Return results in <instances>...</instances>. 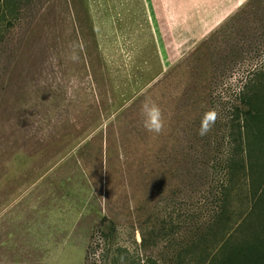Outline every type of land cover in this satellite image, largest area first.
Instances as JSON below:
<instances>
[{
    "label": "rangeland",
    "instance_id": "rangeland-1",
    "mask_svg": "<svg viewBox=\"0 0 264 264\" xmlns=\"http://www.w3.org/2000/svg\"><path fill=\"white\" fill-rule=\"evenodd\" d=\"M262 167L264 0H1L0 264H195Z\"/></svg>",
    "mask_w": 264,
    "mask_h": 264
},
{
    "label": "trees",
    "instance_id": "trees-1",
    "mask_svg": "<svg viewBox=\"0 0 264 264\" xmlns=\"http://www.w3.org/2000/svg\"><path fill=\"white\" fill-rule=\"evenodd\" d=\"M1 2V0H0ZM252 108V107H251ZM251 108H248L245 112V119L240 128L243 129V137L245 150L248 152V160L250 159V144L253 142L251 138L252 133L248 128L250 126V121L255 116L252 113ZM234 157L229 158V163L236 164ZM235 161V162H234ZM238 163L240 162L237 160ZM244 165V164H243ZM242 165V166H243ZM245 167V166H244ZM243 168V167H242ZM233 168H230L231 174ZM252 170L249 171L248 176H252ZM231 178V177H230ZM255 185L258 187V199L264 201V167L260 170L258 177L255 179ZM262 210L259 211L261 220L259 225H255V228L244 222L245 225H249L250 232L241 230L229 234L226 237H219L215 239V243H218L220 246L215 250L207 251V253L198 254L195 258V264H264V207H259ZM255 214V209L253 210ZM263 218V219H262ZM179 264L184 260V257L179 256L177 258ZM140 264H157L156 261H153L151 258L146 257L145 261Z\"/></svg>",
    "mask_w": 264,
    "mask_h": 264
},
{
    "label": "clouds",
    "instance_id": "clouds-1",
    "mask_svg": "<svg viewBox=\"0 0 264 264\" xmlns=\"http://www.w3.org/2000/svg\"><path fill=\"white\" fill-rule=\"evenodd\" d=\"M78 57L73 55L71 59L76 60ZM141 116L143 118V124L147 131L149 132H160L162 128V118L160 109L151 103H145L141 108ZM206 120L211 118L205 117ZM208 131L207 124H202L199 134L201 136L205 135Z\"/></svg>",
    "mask_w": 264,
    "mask_h": 264
},
{
    "label": "crops",
    "instance_id": "crops-1",
    "mask_svg": "<svg viewBox=\"0 0 264 264\" xmlns=\"http://www.w3.org/2000/svg\"><path fill=\"white\" fill-rule=\"evenodd\" d=\"M235 4H233V6ZM234 7L237 8V5H235ZM231 12L232 10H228V8H222L219 6L212 10H208L207 19L203 22L201 28L207 29V31L215 29L230 15ZM187 44L190 43L188 42Z\"/></svg>",
    "mask_w": 264,
    "mask_h": 264
}]
</instances>
